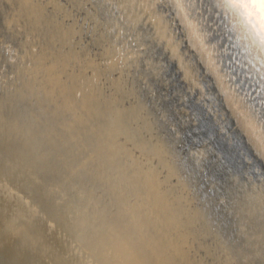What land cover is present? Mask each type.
<instances>
[{"label":"rangeland","instance_id":"obj_1","mask_svg":"<svg viewBox=\"0 0 264 264\" xmlns=\"http://www.w3.org/2000/svg\"><path fill=\"white\" fill-rule=\"evenodd\" d=\"M152 1L61 0L75 34L50 39L0 0V264H250L247 245L264 264V201L247 199L264 196V159L168 1Z\"/></svg>","mask_w":264,"mask_h":264},{"label":"bare ground","instance_id":"obj_2","mask_svg":"<svg viewBox=\"0 0 264 264\" xmlns=\"http://www.w3.org/2000/svg\"><path fill=\"white\" fill-rule=\"evenodd\" d=\"M102 1V0H101ZM119 1V0H118ZM136 1V0H135ZM170 4L172 10L178 18L179 22L182 25V28L185 29L186 36L188 37L189 41L191 42L192 46L197 50L198 56L201 57L203 61V65H205L206 71L213 77L214 81L216 82L219 91L221 92L222 97L224 98V102L228 105V107L231 109V111L234 113L235 118L237 122L239 123L241 129L243 130L246 138L251 142L253 147H255L256 151L262 156L264 159V94H262L263 88L260 86L261 81L259 84L256 85V75L253 73L254 76H251L245 68L242 66V61L240 60V54H238L237 44L235 41H237V36H239V30L236 26L228 25L225 21L221 20L220 17V11L218 9H215V6L211 3V0H208L210 4L213 5V12L208 13V10L206 9V5L209 6L210 4L208 2H205L206 0H195V2H191V0H167ZM134 2V1H133ZM140 2V1H139ZM146 2V1H145ZM151 2H153L151 0ZM107 4V3H106ZM147 4V2H146ZM154 4V3H153ZM152 4V5H153ZM156 4V3H155ZM154 4V5H155ZM47 5H52L53 10L50 13H45V8ZM129 5V4H128ZM148 5V4H147ZM151 5V3H150ZM151 5V6H152ZM158 5V4H157ZM165 6V5H164ZM62 2L61 0H41V4L38 2L35 4L34 0H19L17 5V10L19 13L25 16L26 19L29 20L31 26L33 29H38L39 32H43V34H47L48 37L51 39L60 38V36L66 35L70 38L75 34V28L72 29L70 27L63 28L60 30L59 23L56 21L57 12L64 11L67 13V9L62 8ZM114 7V6H113ZM62 8V9H61ZM112 8V7H111ZM126 8V7H124ZM148 8V6H147ZM152 8V7H151ZM163 8V7H162ZM105 9V8H104ZM103 9V10H104ZM115 9V8H114ZM118 9V8H117ZM154 9V7H153ZM112 10V9H111ZM128 10V9H127ZM151 10V9H150ZM152 11V10H151ZM170 11V12H171ZM120 12V11H118ZM150 12V11H149ZM125 13V12H124ZM116 14V13H115ZM135 14V12H134ZM146 14V13H145ZM169 14V13H168ZM167 14V15H168ZM104 15V14H103ZM107 15V13H106ZM126 15V14H125ZM128 15V14H127ZM156 15V14H155ZM102 15L100 14V17ZM147 16V15H146ZM119 17V15H118ZM160 19V24L157 27V32L166 38L165 35V26L163 23H161L160 16L157 17ZM163 18V17H162ZM164 19V18H163ZM162 19V20H163ZM167 19V18H166ZM125 21V19H124ZM122 20V22H124ZM127 21V20H126ZM70 22V21H69ZM172 22V20H171ZM177 22V27L178 23ZM175 23V22H174ZM173 23V24H174ZM126 24V23H125ZM162 24V25H161ZM167 24V23H166ZM171 24V23H170ZM235 22L233 21V25ZM124 25V24H122ZM121 25V26H122ZM172 25V24H171ZM180 25V24H179ZM180 25V26H181ZM129 29V25H126ZM125 26V28H127ZM170 25H168L169 27ZM173 27V26H172ZM176 27V26H175ZM239 27V26H238ZM58 28V31L55 32ZM125 28H123L125 30ZM236 28V30H235ZM134 29V28H133ZM178 29V28H176ZM179 30V29H178ZM62 31V32H61ZM135 31V29H134ZM180 31V30H179ZM61 34H58V33ZM182 32V30H181ZM180 32V33H181ZM19 34V33H18ZM179 34V32L177 33ZM36 35V34H35ZM90 36V35H88ZM123 36V33H122ZM185 36V37H186ZM92 37V36H91ZM32 38V37H31ZM36 38V37H35ZM236 38V39H235ZM20 39V38H19ZM101 39V38H100ZM31 40V39H30ZM182 39H180L181 41ZM184 40V39H183ZM67 41V40H66ZM69 41V40H68ZM173 41V40H172ZM186 42V41H183ZM63 43V42H62ZM73 43V42H72ZM22 45V44H21ZM61 45V44H60ZM63 45V44H62ZM171 45V44H170ZM181 46V44H180ZM189 46V45H188ZM52 48V47H51ZM189 48V47H188ZM54 49V48H53ZM187 49V48H186ZM178 51V49H176ZM189 50V49H188ZM190 51V50H189ZM8 52V51H7ZM136 52V51H135ZM183 52V51H182ZM18 53V52H17ZM4 54V53H3ZM8 54H10L8 52ZM16 54V52H15ZM169 54V53H168ZM175 54V53H174ZM178 54V52H177ZM181 54V53H180ZM179 54V55H180ZM12 55V54H11ZM10 55V56H11ZM17 55V54H16ZM188 55V54H187ZM193 55V54H192ZM13 56V55H12ZM29 56V55H28ZM27 56V57H28ZM184 56L185 53H184ZM197 56V55H196ZM14 57V56H13ZM176 57V56H175ZM180 57V56H179ZM31 58V57H30ZM44 59V53H41V59ZM183 58V57H182ZM14 59V58H13ZM41 59H35L34 61L37 63V65L42 63ZM184 59V58H183ZM197 59V57H196ZM200 59V58H199ZM179 60V58H178ZM190 60V59H189ZM61 57H55L54 60H52V64L45 66L44 69H46L45 73L47 75L51 76V70L57 67V62H61ZM18 63V62H15ZM185 63V61H184ZM183 63V64H184ZM187 63V62H186ZM194 64V63H193ZM260 63H258L259 65ZM59 65V64H58ZM187 65V64H186ZM197 65V64H195ZM185 66V64H184ZM191 66V65H190ZM189 66V67H190ZM260 66H257V68ZM30 68V67H28ZM89 68V67H88ZM87 68V69H88ZM139 69V68H138ZM260 69V68H259ZM141 71V69H140ZM196 71V70H195ZM197 72V71H196ZM4 73V72H3ZM144 73V72H143ZM138 75V74H137ZM195 76V75H194ZM264 77V76H263ZM138 78V77H137ZM205 78V77H204ZM37 79V78H36ZM76 79V78H75ZM197 79V78H196ZM52 79L51 81H53ZM198 81V80H197ZM201 81V80H200ZM263 81V80H262ZM43 83V82H42ZM207 83V82H206ZM37 85V84H36ZM140 89V87H139ZM13 90V89H12ZM214 90V88H213ZM66 89L60 88L58 90L59 93H66ZM211 92V91H210ZM54 93V92H53ZM31 94V93H30ZM15 95V94H14ZM34 95V94H33ZM77 95V94H76ZM27 96V95H26ZM44 96V95H43ZM42 96V97H43ZM217 96V95H216ZM214 96V97H216ZM34 97V96H33ZM164 97V96H163ZM14 98V97H13ZM160 98V96H159ZM166 98V97H165ZM209 98V97H208ZM6 99V98H5ZM22 99V98H21ZM25 99V98H24ZM70 99V98H69ZM155 98H152V100ZM158 99V98H157ZM10 100V99H9ZM150 100V99H149ZM213 100V99H212ZM33 101V100H32ZM97 102V100H95ZM154 101V100H153ZM158 101V100H157ZM217 101V100H216ZM26 102V101H25ZM24 102V103H25ZM91 102V101H89ZM215 102V101H214ZM31 103V101H30ZM216 103V102H215ZM3 104V102H2ZM7 104V103H6ZM22 104V103H21ZM93 107L91 108L95 110L96 107L99 106L98 102L93 103ZM141 104V102H140ZM159 104V103H158ZM1 105V103H0ZM64 106L62 108H69V110H72L76 108V104L74 101L70 99V101H67L66 104H63ZM155 105V102H154ZM212 105V104H211ZM3 106V105H2ZM7 106V105H6ZM20 106V105H19ZM26 106V104L24 105ZM158 106V105H157ZM5 107V106H4ZM16 107V106H15ZM36 107V106H35ZM209 107V106H208ZM22 108V107H21ZM80 108H90L89 105L86 104L84 106H80ZM157 108V107H156ZM220 108V107H219ZM5 109V108H4ZM25 109V108H24ZM28 109V108H27ZM50 109H52L50 107ZM6 110V109H5ZM35 110V108H34ZM216 110V109H215ZM14 111V110H13ZM26 111V110H25ZM30 111V108L29 110ZM6 112V111H5ZM31 112V111H30ZM33 112V111H32ZM153 112V111H152ZM151 112V113H152ZM218 112V111H217ZM19 113V112H18ZM21 113V110H20ZM133 112L131 111V114ZM160 113V112H159ZM22 114V113H21ZM25 114V113H23ZM28 114V113H27ZM216 114V113H215ZM218 114V113H217ZM216 114V116H217ZM221 114V113H220ZM40 115V114H39ZM8 116V115H7ZM24 117V116H22ZM157 117V116H156ZM163 117V116H162ZM24 119V118H22ZM29 119V118H28ZM68 119L74 120L73 116L68 114ZM230 119V118H228ZM32 120V119H31ZM50 121V119H49ZM20 122V121H19ZM26 123V122H25ZM220 123V122H219ZM23 124V123H21ZM225 124V123H224ZM222 126V123H221ZM224 126V125H223ZM19 127V126H18ZM21 127V126H20ZM239 127V126H238ZM33 129V128H32ZM53 129H55L53 127ZM235 129V128H234ZM59 130V128L57 129ZM204 130V129H203ZM226 130V129H225ZM241 131V130H240ZM217 133H221L216 132ZM35 134V133H34ZM215 134V132H214ZM214 134H212L214 136ZM222 134V133H221ZM233 134V133H231ZM238 134V133H237ZM220 135V134H219ZM225 135V134H224ZM226 136V135H225ZM198 137V136H197ZM220 137H223L220 136ZM135 138V137H134ZM229 137L226 136L224 139H228ZM216 139V138H215ZM218 139H220L218 137ZM217 139V140H218ZM222 139V138H221ZM231 139V136H230ZM236 139V138H235ZM137 142H140V140L137 138ZM216 140V141H217ZM16 141V140H15ZM226 141V140H225ZM224 141V142H225ZM231 140H229L230 142ZM136 142V141H134ZM218 142V141H217ZM227 142V141H226ZM228 142V143H229ZM241 142V141H240ZM216 143V142H215ZM214 143V144H215ZM222 143V142H221ZM234 143V142H233ZM220 144V143H219ZM246 144V143H245ZM141 142L135 145L136 147H139L142 151L145 149V145ZM232 145V144H231ZM247 145V144H246ZM225 146V145H224ZM233 146V145H232ZM217 147V146H215ZM227 148V147H226ZM237 148V147H236ZM156 149V147H155ZM218 149V148H217ZM222 149V148H221ZM230 150V148H227ZM235 149V148H234ZM220 150V149H218ZM8 151V150H7ZM116 151V149H115ZM225 151V150H224ZM235 151V150H233ZM230 152V151H229ZM143 153H146L145 150ZM233 153V152H231ZM244 153V152H243ZM225 154V152H224ZM234 154V153H233ZM242 154V153H240ZM222 155V154H220ZM231 155V154H230ZM248 155V154H247ZM247 159L250 160V157L247 156ZM12 156V155H11ZM130 156V155H129ZM128 156V157H129ZM240 156V155H239ZM109 158V156L107 155ZM224 157V156H223ZM230 157V156H229ZM228 157V159H229ZM232 157V156H231ZM230 157V158H231ZM260 159V158H258ZM230 160V159H229ZM247 160V161H248ZM261 160V159H260ZM233 161V160H232ZM246 161V160H245ZM113 165L120 166L121 163H119L117 160L112 159L111 160ZM241 162V161H240ZM251 162V160H250ZM250 165V164H249ZM108 166V164H107ZM222 168V167H221ZM256 168V167H255ZM263 168V167H262ZM168 171L170 174L174 175L175 170L173 167H169ZM105 172V171H104ZM260 173V172H259ZM221 174V173H220ZM124 176L127 178V174L125 173ZM170 176V175H169ZM118 184V183H117ZM220 190V189H219ZM231 191V190H230ZM72 193V191H71ZM102 193V192H101ZM236 193V192H235ZM241 193V192H240ZM249 193V192H248ZM64 194V193H63ZM69 194V193H68ZM154 195L153 203L150 202L152 208L153 217L155 219H158L156 214L161 213V210L165 207L163 202V194L161 191V187L159 184L156 183L155 188L152 192ZM82 195V193H81ZM221 195V194H220ZM236 195V194H235ZM148 192L145 194L146 200H148ZM84 198V197H83ZM24 199V198H23ZM248 201L253 204V207L255 209H258V206L261 204L262 201H264V196L257 195L256 193L252 192L248 195ZM101 202V199H100ZM89 204V203H88ZM86 204V205H88ZM99 204V203H98ZM101 204V203H100ZM263 205V204H262ZM73 207V206H72ZM212 207V206H211ZM17 208V207H15ZM95 208V207H94ZM97 208V207H96ZM78 209V208H77ZM91 209V207H90ZM93 209V208H92ZM214 209V207H213ZM229 209V208H228ZM231 209V208H230ZM94 210V209H93ZM92 210V212H93ZM106 210V209H105ZM91 211V210H90ZM119 211V210H118ZM17 212V211H16ZM156 214H155V213ZM174 212L171 211V214H169V218L171 215L172 222H176L175 214H172ZM176 212V211H175ZM174 212V213H175ZM74 215V214H73ZM233 215V213H232ZM200 216V217H199ZM199 217V218H198ZM193 220H199L202 218V214L198 212L193 213ZM19 219V218H18ZM23 220V219H22ZM171 220V219H170ZM231 220V219H230ZM34 224V223H33ZM63 224V223H62ZM36 225V224H35ZM252 226V225H251ZM36 228V227H35ZM229 228V227H228ZM232 229V228H231ZM230 230V229H229ZM241 231V230H240ZM36 232V231H35ZM253 232V230H252ZM35 235V234H34ZM102 235V234H101ZM254 238H257L256 241L260 240L262 242L261 247L259 249H264V231L260 230L255 235H253ZM122 241V240H121ZM147 242V241H146ZM235 242V241H234ZM123 243V242H122ZM242 243V242H241ZM244 244V243H243ZM245 245V244H244ZM250 245V244H249ZM260 246V244H259ZM239 249H255L253 252L251 250L248 251L249 256V262L250 264H253V258L259 254V250L256 248H250L248 245L246 247ZM124 248V247H123ZM164 249V248H163ZM228 249V248H227ZM229 249H233L229 248ZM258 251V252H257ZM146 252V250H145ZM260 256V255H259ZM258 258V257H257ZM236 259V258H235ZM262 263V262H261ZM238 264V263H237Z\"/></svg>","mask_w":264,"mask_h":264},{"label":"snow or ice","instance_id":"obj_3","mask_svg":"<svg viewBox=\"0 0 264 264\" xmlns=\"http://www.w3.org/2000/svg\"><path fill=\"white\" fill-rule=\"evenodd\" d=\"M211 3L243 25L264 51V0H211Z\"/></svg>","mask_w":264,"mask_h":264},{"label":"water","instance_id":"obj_4","mask_svg":"<svg viewBox=\"0 0 264 264\" xmlns=\"http://www.w3.org/2000/svg\"><path fill=\"white\" fill-rule=\"evenodd\" d=\"M205 2H208V0ZM206 9L208 10V13L213 12V5H206ZM215 9L218 8L215 7ZM218 11L221 12L220 17L222 21L226 20L228 25L236 26L239 30H241L239 31V36H237V41L235 42L237 44L238 54H240L239 57L242 61V66L251 76H254L253 73L256 75V85L261 81L262 84H260V86L264 90V79H262L264 76V71H262V69H264V51L261 50L259 44L254 41L252 35L243 25L239 24L234 18L227 15L222 10L218 9ZM233 21L235 22L234 25ZM258 63L260 64L258 65ZM257 66L260 67L257 68Z\"/></svg>","mask_w":264,"mask_h":264}]
</instances>
